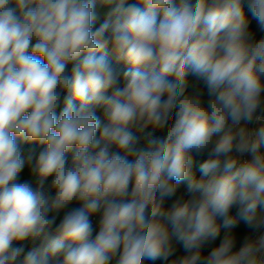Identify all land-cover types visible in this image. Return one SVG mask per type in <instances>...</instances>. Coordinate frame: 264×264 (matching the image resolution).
<instances>
[{
    "label": "clouds",
    "instance_id": "clouds-1",
    "mask_svg": "<svg viewBox=\"0 0 264 264\" xmlns=\"http://www.w3.org/2000/svg\"><path fill=\"white\" fill-rule=\"evenodd\" d=\"M245 4L264 31V0H0V264H264Z\"/></svg>",
    "mask_w": 264,
    "mask_h": 264
},
{
    "label": "trees",
    "instance_id": "trees-1",
    "mask_svg": "<svg viewBox=\"0 0 264 264\" xmlns=\"http://www.w3.org/2000/svg\"><path fill=\"white\" fill-rule=\"evenodd\" d=\"M132 2H134V0H128V3H132ZM111 7H114V5H111V6H103V5L99 4V2H98V4H97L98 20L96 22V26L97 27L99 26L100 23L103 22L104 19L107 18V11H109L111 9ZM245 12L249 16V18L252 20L251 28L254 29V31H255L254 39H259L261 36H264V31H262L259 28V26L255 22L254 18H252L251 12L249 11V9L247 7V4H245ZM109 59L113 62V65L115 67H117L118 69H121V70L126 69V66L123 63H117L115 61V58L112 56L110 50H109ZM69 67H71V65ZM204 98H205V101L208 99L206 90H205V97ZM63 107H64V105L62 103L61 104V109L58 110V114H59V111L62 110ZM97 114L100 115V112H98ZM101 119H103V118L101 117ZM135 134L140 137V143L143 144L145 142L144 139H143V134H140L138 132H136ZM97 135H99V133H97ZM156 135H162V133H156ZM29 147H35V145H31L30 146V145L25 144L23 146L24 151L26 152ZM197 174H199V173H197ZM24 179H27V173L26 172L21 174V180H24ZM178 188H179V192L180 193H183L185 191V185L184 184H181L180 186H178ZM173 199H175V198H173ZM169 203H170V201H169ZM79 206L80 205L79 204H76V203H74L72 205V207H79ZM62 214L63 213H61V215ZM92 220H93V224H94V227H95V225L97 223V218L94 217V218H92ZM245 228H246V226L243 225V223L241 222L240 225H238V228L236 230H238L240 232H244L245 231ZM248 231H250V230H248ZM218 242L219 241H217L215 243L218 244ZM238 246H239V242H238Z\"/></svg>",
    "mask_w": 264,
    "mask_h": 264
},
{
    "label": "built area",
    "instance_id": "built-area-1",
    "mask_svg": "<svg viewBox=\"0 0 264 264\" xmlns=\"http://www.w3.org/2000/svg\"><path fill=\"white\" fill-rule=\"evenodd\" d=\"M253 127H255L256 126V122L255 121H253V125H252Z\"/></svg>",
    "mask_w": 264,
    "mask_h": 264
}]
</instances>
